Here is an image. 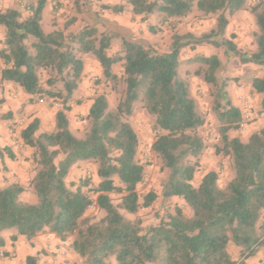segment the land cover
Listing matches in <instances>:
<instances>
[{
  "label": "trees",
  "instance_id": "trees-1",
  "mask_svg": "<svg viewBox=\"0 0 264 264\" xmlns=\"http://www.w3.org/2000/svg\"><path fill=\"white\" fill-rule=\"evenodd\" d=\"M45 4L46 0H36L26 7L27 16L15 7L0 9V81L12 82L39 99L61 101L54 130L40 131L39 121L33 119L20 132L33 150L34 173L28 187L37 201H21L25 188L18 182L0 187V247L5 243L2 232L15 229L12 240L22 235L31 241L46 231L61 240L71 236L70 247L84 264H110L111 257L115 264H245L256 256L264 249V126L246 140L230 135L241 128L243 114L229 95L228 79L218 76L221 60L216 54H196L193 60L201 67L195 74L212 87L211 111L220 142L215 152L229 157L234 176L221 187L218 171L209 170L194 184L205 150L198 131L206 119L189 81L178 75V66L184 47L202 44L221 47L242 64L259 66L263 74L251 77L250 84L261 95L259 112L264 113V0L249 5L246 0H120L101 5L116 15L128 8L133 16L157 14L164 20H180L194 6L202 14L216 15L209 31L173 33L163 52L115 21L104 22L102 31L90 25L76 33H66L67 26L46 32ZM243 8L255 16L258 27L251 52L240 51L233 35L225 37L229 16ZM115 40H120L119 50L109 54ZM85 56L98 62L114 90L123 87L112 108L105 94L92 98L83 117V136L78 137L66 112L83 77ZM118 63L120 75L113 70ZM136 103L153 118L156 135L151 149L167 171L160 197H177L190 210L186 215L175 206L145 233L139 218L124 214L135 215L157 198L153 192H137L144 165L137 158L138 136L129 121ZM82 162L95 164L94 199L89 189L84 190L88 180L76 186L68 181L71 170ZM114 193L120 195L117 203ZM92 205L103 212L99 219L86 215ZM229 244L238 249L239 261L231 257ZM25 264H40L38 255L26 256Z\"/></svg>",
  "mask_w": 264,
  "mask_h": 264
},
{
  "label": "rangeland",
  "instance_id": "rangeland-1",
  "mask_svg": "<svg viewBox=\"0 0 264 264\" xmlns=\"http://www.w3.org/2000/svg\"><path fill=\"white\" fill-rule=\"evenodd\" d=\"M3 1L4 0H0V9L4 8ZM24 1L25 2H20L18 6L22 11L23 9L27 10V6L36 2V0ZM116 1L117 0H83L77 4L76 0H46L45 18L42 22V27L44 31L48 32L54 27L63 28L64 26H67V29L65 30L66 33H76L85 26L94 25L99 29V31H102V24L104 22L113 21L112 17L116 14L107 9H102L101 5L103 3L113 4ZM258 1L260 0H246V5H249V3L254 4ZM121 14V16L129 20L131 24L130 27L126 28H128L136 38L149 43L158 52H163L168 48L170 38L173 33L181 34L185 32H192L199 35L202 32H206L214 28L216 23V15L202 14L195 8V6L191 13L180 20L175 18L171 20H164L162 16L157 14H151L147 17L142 15L133 16L129 12L128 8H126V10ZM228 21L225 37L228 38L233 35L232 40L240 51L251 52L252 47L254 48L253 35L258 30L255 16L250 13L248 9L243 8L236 12L234 16H229ZM2 33L3 32L1 31V34ZM119 46L120 40H115L108 52L110 54L117 52L119 50ZM1 47L2 40L0 38V48ZM196 54H216L219 57L222 64L219 69L218 76L228 79L227 90L232 101L236 90L244 91L246 98L245 103L241 102L240 96L238 98L242 107L241 111L243 114V122L239 130L230 133L231 136H239L242 140H246L252 132L264 126V113L259 112L261 95L254 92L250 84V78L254 76H261L263 74V70L259 66L253 64L244 65L240 63L237 58L225 54L223 48L221 47L202 44L195 47L187 46L181 50L178 75L189 81L191 94L197 101L199 110L205 115L206 119L205 124L198 131L204 140L205 150L196 168L193 183L197 184L207 171L215 170L218 171V185L222 187L234 176V171L231 168L229 157L225 154H217L215 152V147L219 145L220 142L217 132L218 123L211 111L212 97L210 92L212 87L203 81L201 75L195 74V70L201 67L195 60H193V57ZM84 62H87L91 69L85 86V90L90 92L88 97L93 98L97 94H105L108 97L110 107H114L123 86L120 85L118 90H114L109 81L105 80L101 74L94 72V64L97 63V65H99L94 58L85 56ZM95 67L98 68V66ZM113 70L117 75H120L122 72L121 64H116ZM44 78L45 77H43V79ZM38 99V97L32 96V100L34 102L40 103L38 102ZM40 104L53 105L49 100ZM1 108L2 106L0 105V109ZM5 114L7 113L3 112L2 115ZM11 118L13 117L9 115V117H1L0 120L10 121ZM82 119L83 117L81 120ZM129 121L138 136L139 143L137 158L139 162L144 165L143 179L137 185V192L140 196H143L148 192H153L157 195V198L149 207L140 208L135 215L125 212L124 214L130 219H135L136 217L139 218L142 233H145L149 227L156 226L161 220H165L167 214L172 212L175 206L180 207L186 215L190 214V210L185 205L184 201L177 197H172L166 200H163L160 197L161 183L165 178L167 171L161 167L159 159L155 156L151 149L156 131L152 127L153 118L143 109L141 103H136L134 105ZM15 123V121H11L9 128L14 129L13 125ZM86 124L87 123H85V126ZM75 135L82 137L83 130L79 133L76 132ZM84 179L89 181L88 186L84 187V190L89 189L88 191L94 199L95 194L91 191V189L98 182V178L95 175L94 163L82 162L77 164L71 170L68 177V181L73 183L74 186H76L80 180ZM111 196L114 203L119 201V194L114 193L111 194ZM19 199L28 203H35L37 201L36 195L32 190L25 192L21 197H19ZM86 215L99 219L102 217L103 212L97 209L95 205H92L88 208ZM7 231L15 232L16 230L8 229ZM71 240V236L66 240H63L64 243L61 247L65 250L71 249ZM228 250L231 257L234 260L239 261L238 249L233 244H229ZM41 254L42 256H49L51 262H57V252H46L42 250ZM79 259L80 261H75L74 264H84L83 259ZM40 264H50V262L42 260ZM110 264H115L114 257L110 258ZM245 264H264V249H262L256 256L247 258L245 260Z\"/></svg>",
  "mask_w": 264,
  "mask_h": 264
},
{
  "label": "crops",
  "instance_id": "crops-1",
  "mask_svg": "<svg viewBox=\"0 0 264 264\" xmlns=\"http://www.w3.org/2000/svg\"><path fill=\"white\" fill-rule=\"evenodd\" d=\"M20 2L24 0H4L3 5L6 7H15L21 11L23 16L29 14L28 10L23 11L18 7ZM117 0L115 3H119ZM114 3V4H115ZM45 6L43 9V18H45ZM122 14L114 15L113 21L123 27H130L129 20L121 16ZM234 16V15H233ZM0 27V38L3 40L4 33ZM254 48L252 47L251 51ZM248 52V51H247ZM110 54V53H109ZM96 64V65H95ZM94 64V72L101 74V68L97 63ZM244 65H251L250 63ZM95 66H98L95 67ZM3 68V63L0 60V71ZM91 69L87 62H84V72L82 81L78 88L73 92L71 99L68 101L70 107L66 112L69 125L73 133H79L84 129L86 120L82 119L87 114L92 98L88 97L90 92L85 90L87 79ZM245 103V93L242 90L234 92L233 103L235 106L242 108L239 103ZM80 99V100H79ZM0 116L11 118L10 121L0 120V187H4L9 183L18 182L25 190L19 195L21 197L25 192L31 191L28 187L30 178L33 176L32 163V148L23 143L20 132L33 119H37L40 125V131H52L55 128V114L57 108L54 105L40 104L32 100V96L25 93L21 88L12 82L0 81ZM3 112L7 113L2 115ZM0 117V118H1ZM11 121L16 123L14 129L9 128ZM12 131V132H11ZM16 231L2 232L4 245L0 247V264H25V258L28 255H38L39 262L47 260L50 264H74L75 261H80V257L71 249L65 250L61 247L64 243L55 234L46 231L38 234L33 240L28 241L24 236L19 235L15 240L11 239V235ZM31 242V243H30ZM60 244V245H58ZM62 248V249H61ZM57 252V262H51L49 256H42L41 251ZM77 262V263H78Z\"/></svg>",
  "mask_w": 264,
  "mask_h": 264
},
{
  "label": "built area",
  "instance_id": "built-area-1",
  "mask_svg": "<svg viewBox=\"0 0 264 264\" xmlns=\"http://www.w3.org/2000/svg\"><path fill=\"white\" fill-rule=\"evenodd\" d=\"M48 100L46 99H38V102L40 103H43V102H46ZM49 101L57 108H60L61 107V101L60 100H52V99H49Z\"/></svg>",
  "mask_w": 264,
  "mask_h": 264
}]
</instances>
